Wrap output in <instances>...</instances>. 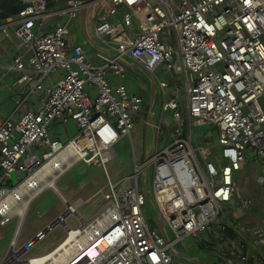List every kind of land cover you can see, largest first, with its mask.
Wrapping results in <instances>:
<instances>
[{
  "label": "built area",
  "instance_id": "2783aa9c",
  "mask_svg": "<svg viewBox=\"0 0 264 264\" xmlns=\"http://www.w3.org/2000/svg\"><path fill=\"white\" fill-rule=\"evenodd\" d=\"M23 1L28 4L16 17L0 21L4 37L20 51L5 68L19 72L15 82L27 84L29 94L41 92V97L28 102L25 96L9 117L0 118V225L16 220L1 262L19 264L30 249L22 251L26 242L17 244L27 212L21 219L17 210L25 197L18 191L21 184L41 170L58 179L77 163L104 169L116 154L117 141L131 137L144 99L123 82L127 68L120 57L153 76L161 113L172 118V142L157 149L164 133L161 117L144 163H135L127 179L113 183L107 176L106 202L89 217L78 210L88 199L71 202L60 190L50 189L63 209L46 218L33 237L36 243L56 226L65 235L47 257L26 256V264H182L173 245L213 230L223 208L233 201L236 178L249 160L260 167L255 181L264 194V0H93L88 8L92 6L96 43L111 53L95 49L99 63L67 39L68 24L79 18L83 0H64L66 7L56 10L48 7L50 0ZM61 14L67 16L64 23L39 32L47 19ZM59 68L65 76L50 80ZM159 68L173 82L174 94L157 77ZM93 85L94 90L86 89ZM52 122L65 126L66 139L58 131L50 135ZM69 122L77 128L73 136L66 128ZM204 124L216 127L217 142L199 145L198 156L191 128ZM150 165L151 192L173 235L168 242L150 226L143 210L140 175ZM238 204L249 209L252 199L239 197ZM69 216L77 219L76 226L68 223ZM226 224L237 236L223 235L229 251L217 252L220 264H250L252 251L263 255L264 219L251 229L221 222L222 234ZM44 228L46 233L41 232Z\"/></svg>",
  "mask_w": 264,
  "mask_h": 264
},
{
  "label": "rangeland",
  "instance_id": "374dc122",
  "mask_svg": "<svg viewBox=\"0 0 264 264\" xmlns=\"http://www.w3.org/2000/svg\"><path fill=\"white\" fill-rule=\"evenodd\" d=\"M66 7L64 0H57L56 3H52L51 9H62ZM91 11L92 6L88 8L87 12V24L91 37L94 41L99 42L95 37L92 29L91 23ZM67 16L65 14L56 15L54 18L47 19V25L40 29L39 32H42L45 28L51 29L52 26L57 24H62L66 21ZM69 34L67 36L68 42L74 47L76 45L81 46L87 58L93 60L94 62L99 63L98 59H95V49L92 48L88 42L85 40L81 33L79 18H73L68 24ZM1 35V34H0ZM1 39L4 45L10 46L11 43L4 42L3 36ZM261 41L264 43V36L261 37ZM13 50L12 46H10ZM16 53L20 51L16 48ZM30 54L27 55V57ZM1 72V70H0ZM66 74V71L63 68L50 73L49 79L57 82L62 79ZM125 77L123 82L131 89V92L138 94L143 97L144 104L141 109L134 117V125L131 129L130 136L121 137L114 146L115 155L110 159L106 164L105 168L96 166V165H85L83 163H77L71 169H69L65 174L58 178L55 183L59 187L60 191L71 201L74 202L78 198L88 200L79 206L78 210L84 217H89L94 214L100 207L101 204H104L106 200L103 198V194L109 191L108 187V178L114 183L122 179H127V177L133 172L134 164L141 165L145 161V149L150 150L153 143L155 142L156 137L153 135L152 128L146 125L141 119H146L148 116V107L150 102V81L149 79L138 69H126ZM156 75L159 78H162L168 82L167 93L169 95L174 94V84L169 79L168 75L161 70L160 68L156 71ZM19 76L17 71H8V74L0 82V90L3 92L4 84L11 83L15 81ZM49 81L46 80L45 83ZM17 93L13 99H5L0 106L1 114L0 118H7L9 115L16 109L20 101L27 96L28 102H35L36 98L41 97V92L29 94V87L26 84L16 85ZM24 92L22 93V89ZM88 91L94 90V85L92 87L86 86ZM180 99L184 100L183 90L179 92ZM1 101V100H0ZM152 111L156 120L158 121L161 117V106H160V97L156 95L155 101L153 104ZM19 117V115H15ZM163 134H160L157 140V149L161 150L162 148L168 146L172 142L170 137L173 132L171 128L172 118L168 112H165L163 115ZM50 135L54 136L55 131L61 133L60 138L66 139L67 135L64 131L65 126L58 125L54 122L50 125ZM69 136H73L77 132V128L69 122L66 126ZM192 135V146L199 156V151L197 148L199 145L209 146L211 143L215 145L217 142V133L214 125H198L192 126L191 128ZM209 139V141L207 140ZM210 142V143H209ZM239 184L237 186L236 193L238 196L246 195L247 193L257 191V185L255 178L258 173H260V167L256 162V165H249L243 168L240 172ZM142 175H140L141 180ZM152 179H153V167L150 165L144 174V184L145 188L149 191L152 190ZM13 183H16L15 176H12ZM127 184V180L125 181ZM249 187V188H248ZM101 190L97 195L95 193ZM95 195V196H94ZM238 199V198H237ZM60 199L51 191L46 189L40 195H38L32 203L29 204L26 216L22 223L19 236L17 239V244L22 245L28 240H30L36 231L41 229L44 225L46 218L49 216H55L59 211H62L63 207L61 206ZM144 214L149 221L150 226L153 229H157L155 224V219L157 212L148 200L145 201L143 206ZM44 211H49L45 216H40ZM232 209H228L227 205L223 208V211L220 213L219 217L216 219L213 224V230L209 232L202 233L200 236H187L183 240L175 243L173 249L175 252L182 253L187 256V258L179 257L177 262L182 264H198L191 258H200L206 264H220L222 259L218 256L212 255L211 252H218L221 250L229 251L228 246L226 245V240H223V234L220 230V223H225L228 220V216L231 213ZM68 223L71 226H76L78 221L76 218L69 216L67 219ZM229 221V220H228ZM16 226V220H10L7 225H0V263L5 257L8 247L9 240L12 237L13 231ZM238 226H242L238 224ZM166 232L169 237L172 239L173 235L169 228L166 227ZM65 235V231L61 226H56L53 230L48 232L45 237L34 243L28 251L24 254L23 258L31 255H40L48 252L52 249ZM22 258V259H23ZM174 260H177L174 258Z\"/></svg>",
  "mask_w": 264,
  "mask_h": 264
},
{
  "label": "crops",
  "instance_id": "0c3cea01",
  "mask_svg": "<svg viewBox=\"0 0 264 264\" xmlns=\"http://www.w3.org/2000/svg\"><path fill=\"white\" fill-rule=\"evenodd\" d=\"M50 2L56 3L57 0H50ZM52 27H54V26H52ZM0 34L3 36V38H5L4 35L2 34L1 30H0ZM1 35H0V70H1L0 73L5 72V75L3 77H0V82L8 74V71L5 67L9 66L11 64L12 57L15 54H17L15 52L16 46L13 43H11L10 41H8L6 38L3 41L11 43L10 46L15 48V50L10 48V46L4 45L2 42V39H1ZM128 62L133 63L132 61H128ZM16 85H18V84L15 81H12L11 83L4 84V89H3L4 91L2 92L0 90V100H1L0 106L3 102H5V99H7V98L13 99V98H15V96L17 94L20 95L19 93H17V89L15 87ZM21 85H23V84H21ZM23 92H24V88L22 89V93ZM148 109H149V107H148ZM152 113H153V111H152ZM0 114H1V108H0ZM148 115L150 116L149 112H148ZM162 115L163 114L161 113V117H162ZM149 116H147L146 120L150 121V123H151V118ZM161 117L158 121L156 120L157 123L160 122ZM145 124L148 125L147 123H145ZM148 126L151 127V125H148ZM216 133H217V129H216ZM207 140L209 141V139H207ZM211 145H212V143H211ZM254 164L256 165V163L249 160L247 163L243 164L242 169L249 166V165H254ZM240 176H241L240 173H238V176L236 178V190H237V186L239 184ZM256 185H257V191L252 192L253 191L252 190L250 193H247L246 195H240V196H238L237 193L235 192L233 201L230 203H227V208L230 210L232 209L231 213L228 216V220L232 224H234L236 226H238V224H240L242 226H245V227L251 229V228L262 223V220L264 219V194L262 193V190L260 189L259 185L257 183H256ZM239 197H249L252 199V205L250 206L249 209H242L241 207H239L238 199H237ZM259 248H260V251L263 253V255L261 256L259 253H257V251H252L250 254V264H258L260 261H262L264 259V257H263L264 256V246L259 247ZM211 254L219 257V255L217 254L216 251L212 252Z\"/></svg>",
  "mask_w": 264,
  "mask_h": 264
},
{
  "label": "water",
  "instance_id": "95a60500",
  "mask_svg": "<svg viewBox=\"0 0 264 264\" xmlns=\"http://www.w3.org/2000/svg\"><path fill=\"white\" fill-rule=\"evenodd\" d=\"M93 0H83V6L81 7L80 10V15H79V25H80V29H81V33L83 35V37L85 38V40L88 42V44L97 50L103 51L105 53H109L111 54L107 49L101 47L100 45H98L96 43V41H94V39L91 37L90 33H89V29H88V24H87V12H88V6L90 5V3ZM119 62L121 64H123L127 69H136L138 68L150 81V102H149V109L148 112L151 118V128L153 131V135L155 136V124H156V119L154 114H152V108H153V104L155 101V97H156V86H155V80L153 78V76L148 73L146 70H144L140 65L136 64V63H130L128 62L126 59H124L123 57L118 58ZM144 172L141 174V180H140V188L141 191L144 194V197L146 200H148L150 203H152V205L154 206L156 212H157V216L155 219V224L157 227V230L160 232V234L163 236V238L168 242L169 241V237L168 234L166 232V227H165V222L163 220V218L160 216L159 212H158V208L156 206V202L154 200L153 194L151 191L147 190L145 188V184H144ZM58 187V186H57ZM58 190L59 187H58ZM42 233H46L47 232V228H44L41 230ZM36 238L32 237L30 240H28L26 242V245H24L22 247V251L25 250V247H31L34 243H35ZM177 254L178 257H182V258H187L186 255L179 253V252H175ZM193 259L195 262H197L198 264H206V262H204L202 259L200 258H191ZM0 264H4L3 262H1ZM19 264H26V259L23 258Z\"/></svg>",
  "mask_w": 264,
  "mask_h": 264
},
{
  "label": "bare ground",
  "instance_id": "6f19581e",
  "mask_svg": "<svg viewBox=\"0 0 264 264\" xmlns=\"http://www.w3.org/2000/svg\"><path fill=\"white\" fill-rule=\"evenodd\" d=\"M48 172L49 171L41 170L19 186L18 191L22 193V196L25 195L22 199V203H20V206L17 209L21 219L27 210L28 203L35 194L45 189H53L57 192L59 191L55 183L58 175L52 174L50 171V177L46 178L48 176L46 175ZM37 257L45 258L47 257V252L37 255Z\"/></svg>",
  "mask_w": 264,
  "mask_h": 264
},
{
  "label": "trees",
  "instance_id": "16d2710c",
  "mask_svg": "<svg viewBox=\"0 0 264 264\" xmlns=\"http://www.w3.org/2000/svg\"><path fill=\"white\" fill-rule=\"evenodd\" d=\"M28 3L23 0H0V21L8 17H16L18 13L26 7ZM52 5L49 2L48 7ZM225 237H236L237 234L231 226L226 224L223 232ZM212 253V252H211Z\"/></svg>",
  "mask_w": 264,
  "mask_h": 264
}]
</instances>
